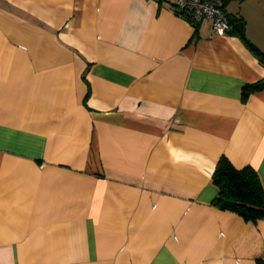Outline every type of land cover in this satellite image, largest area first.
<instances>
[{
	"label": "crops",
	"instance_id": "obj_1",
	"mask_svg": "<svg viewBox=\"0 0 264 264\" xmlns=\"http://www.w3.org/2000/svg\"><path fill=\"white\" fill-rule=\"evenodd\" d=\"M224 35L174 0H0V264H264V0Z\"/></svg>",
	"mask_w": 264,
	"mask_h": 264
},
{
	"label": "trees",
	"instance_id": "obj_2",
	"mask_svg": "<svg viewBox=\"0 0 264 264\" xmlns=\"http://www.w3.org/2000/svg\"><path fill=\"white\" fill-rule=\"evenodd\" d=\"M230 21L233 30L236 21L232 18ZM261 88H264V82L247 84L243 87L242 96L245 98L247 92ZM212 182L218 188V194L213 200L216 206L231 210L247 221L264 218V185L254 168H237L229 159L221 156L213 170Z\"/></svg>",
	"mask_w": 264,
	"mask_h": 264
},
{
	"label": "built area",
	"instance_id": "obj_3",
	"mask_svg": "<svg viewBox=\"0 0 264 264\" xmlns=\"http://www.w3.org/2000/svg\"><path fill=\"white\" fill-rule=\"evenodd\" d=\"M225 0H174L178 12L192 23L209 20L212 34L224 35L232 28L230 16L224 8Z\"/></svg>",
	"mask_w": 264,
	"mask_h": 264
}]
</instances>
